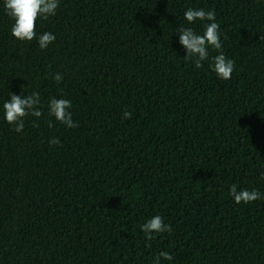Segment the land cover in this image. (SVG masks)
Wrapping results in <instances>:
<instances>
[{
    "label": "trees",
    "instance_id": "1",
    "mask_svg": "<svg viewBox=\"0 0 264 264\" xmlns=\"http://www.w3.org/2000/svg\"><path fill=\"white\" fill-rule=\"evenodd\" d=\"M188 8L215 11L231 79L211 71L215 50L199 69L183 57L178 30L205 23ZM12 23L0 0V264H152L161 251L162 264H264V199L229 195L264 196V0H60L36 24L56 36L44 50ZM22 91L40 93L43 115L17 133L3 103ZM53 97L79 127L48 117ZM155 215L172 233L149 241Z\"/></svg>",
    "mask_w": 264,
    "mask_h": 264
},
{
    "label": "clouds",
    "instance_id": "2",
    "mask_svg": "<svg viewBox=\"0 0 264 264\" xmlns=\"http://www.w3.org/2000/svg\"><path fill=\"white\" fill-rule=\"evenodd\" d=\"M60 6V0H4V10L6 15L11 18V34L21 42H31L33 39L38 40V46L41 50L49 48L56 40V36L46 31L37 37L36 24L38 20H48L56 15ZM184 19L189 25L196 21L205 22L203 24V33L198 34L192 27H181L178 30L179 44L186 50L185 60L191 61L195 68H202L203 62L209 59V49L218 52L212 57L209 65L217 79L229 80L235 70V61L226 57L222 51L220 25L216 22L215 11H208L203 8H188L183 13ZM226 38V37H225ZM63 75L59 72L52 75V79L57 83L63 81ZM24 91V86H21ZM10 94V99L3 103V114L6 122L13 126V130L21 133L25 128V119L29 116L40 118L43 112L40 110V93L32 92L26 97L23 95ZM71 101L64 98H51L48 103V117L54 118L55 121L65 125L67 128H77L78 123L74 122ZM132 113L125 111L124 119H130ZM48 126L53 127L52 119L47 120ZM33 126L39 124L33 121ZM50 145H59V138L49 141ZM229 195L234 199L236 204H249L254 201L264 199V196L258 190H237L233 184L229 190ZM141 231L145 234L146 240H152L156 234L172 233L170 224H165L160 215H155L141 225ZM150 247V245H146ZM173 257L166 251L159 252L153 259L152 264H162V260L171 261Z\"/></svg>",
    "mask_w": 264,
    "mask_h": 264
}]
</instances>
